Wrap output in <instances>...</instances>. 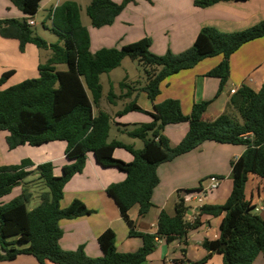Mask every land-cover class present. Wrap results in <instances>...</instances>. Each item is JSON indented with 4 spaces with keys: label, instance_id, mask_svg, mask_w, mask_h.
<instances>
[{
    "label": "trees",
    "instance_id": "trees-1",
    "mask_svg": "<svg viewBox=\"0 0 264 264\" xmlns=\"http://www.w3.org/2000/svg\"><path fill=\"white\" fill-rule=\"evenodd\" d=\"M8 1L25 18L1 20L0 37L17 41L20 53L27 44H32L37 49L48 50L51 55L45 64L38 65L36 78L1 89L14 72L7 71L0 76V132L7 134L5 145L9 151L25 145L39 147L64 142L67 164L62 167L60 176H54L50 162L37 165L32 171L26 170L32 166L28 160L19 165L0 167V199L32 173L37 174L47 189L40 196V204L32 210L26 207L31 196L26 190L11 202L0 203V262L31 256L38 264H143L154 251L157 240L166 243L181 240L189 231H197L202 226L203 216H223L218 238L202 242L209 255L222 256V264H253L259 255L264 256V217L252 213L253 207L244 195L249 175L259 178L264 187V83L257 91L244 84L239 86L229 97L225 110L210 122L201 117L211 100L194 104L188 115L182 113L178 100L166 99L153 104V113H147L152 121L138 125L127 134L142 142L140 150L119 140H108L111 117L99 107L102 98L100 76L118 68L125 58L137 61L143 67L146 82L141 91L153 103L160 93L161 83L168 77L192 69L204 59L221 57V61L205 75L219 81L217 97L229 78L231 55L241 46L264 37V21L234 33L202 28L191 48L177 55L150 53L148 38L120 49L103 48L92 53L89 33L81 23L77 3L63 2L48 15L49 30L61 41L59 45L47 44L27 24V20L33 19L38 12L42 0ZM135 1L91 0L85 13L90 25L100 29L112 25L125 7ZM231 1L248 0H195L193 5L206 9ZM58 65H65L66 70L58 71ZM120 86L129 89L124 83ZM109 103H112L110 98ZM130 112L146 113L131 101L116 115ZM183 123L188 125L185 136L176 146L170 147L162 135L163 130ZM207 141L245 146L244 152L230 162L231 191L224 203L203 205L189 222L185 220L189 208L178 194L174 215L160 211L154 234L137 232L128 212L137 206L139 216L148 213L153 190L159 183L157 167ZM116 149H123L133 160L126 163L114 158ZM88 154L100 168L115 169L126 176L124 181L109 185L106 194L114 201L129 237L139 238L142 242L134 252H117L115 234L110 229L96 240L100 252L96 259L87 257L82 247L70 252L59 247L62 236L59 221L91 214L78 200H73L64 209L60 207L65 185L83 171ZM198 191L182 192L189 195ZM262 208L264 211V201ZM209 255L190 264H203Z\"/></svg>",
    "mask_w": 264,
    "mask_h": 264
},
{
    "label": "crops",
    "instance_id": "crops-1",
    "mask_svg": "<svg viewBox=\"0 0 264 264\" xmlns=\"http://www.w3.org/2000/svg\"><path fill=\"white\" fill-rule=\"evenodd\" d=\"M66 1L80 4L79 0H42L38 12L32 20L34 21L35 17L41 12L48 19V15L53 9ZM81 1L86 8L91 0ZM111 1L120 3L123 0ZM194 1L150 0L147 2L136 0L135 3H130L125 7L112 25L100 29L91 26L94 31L85 27L90 37V51L96 52L103 48L120 49L122 46L134 43L142 38H148L151 41L150 53L157 56L165 55L167 52L177 55L191 48L202 28L211 27L219 32L234 33L264 21V0L220 2L206 9L196 8L193 5ZM23 18H25L23 13L8 0H0V21L22 20ZM37 35L40 36L38 33ZM30 47H34L37 51L34 52L35 50ZM17 51H19L17 41L0 37V52H10L12 57L11 63L6 62V57L0 60V76L7 71L14 72L2 85L1 89H6L38 76L37 68L41 64L38 49L32 44H27L24 52H19L22 56H18ZM27 51H33V54L36 53V61L34 60L28 64L21 60ZM220 61L221 57L207 58L192 69L168 77L161 83L160 93L153 103L141 91L142 87L140 86L138 88L129 87L125 93H120L118 97L113 94L111 97L112 103L108 102L110 105L114 104L115 98L126 100L127 102L123 106L128 102L135 101L136 105L146 113L130 112L131 114L127 113V115L137 113L143 115L142 118L136 116L122 118L124 115H116L120 111L114 113L110 108L104 109L103 112L111 117V125L116 126L117 134L128 136V132H131L138 125L152 121L147 113H153V104H159L166 99L178 100L182 113L188 115L194 104L211 100L210 105L201 117L203 121L210 122L225 110L227 101L231 96L230 90H237L239 86L244 84L252 89L255 87L256 89L253 90L257 91L264 83V37L241 46L231 55L229 59V78L221 93L215 97L219 81L205 75ZM19 72H22V75L9 82ZM138 97L141 103L136 101ZM96 112L97 110L94 111L95 114ZM116 116L120 117L117 121L113 119ZM187 129L188 125L185 123L171 125L165 127L162 135L168 140L170 147H174L185 136ZM6 136V133L0 132V167L15 166L24 160H28L32 166L26 170L32 171L37 165L50 162L54 167V176H60L62 167L67 164L64 155L66 149L64 142H52L39 147L25 145L9 151L5 145ZM125 144H130L137 150L142 148V146L140 148L136 147L134 142ZM244 150L245 146L241 145L217 144L207 141L195 150L159 165L156 170L159 183L153 190L152 206L148 213L145 216H139L137 206L128 212L136 231L154 234L157 230V218L160 211L166 212L169 216L174 215V206L178 200V194L184 199L185 206L189 208L186 220H192L198 213L195 211L197 205L189 207L187 204L188 196L182 191L199 190L203 187V180L211 176L220 180H229L230 162L238 158ZM113 157L126 163L133 160L132 156L123 149H116ZM125 177V174L115 169L100 168L95 164L92 155H87L83 171L73 176L65 185L60 207L64 209L73 200H78L83 203L91 214L59 221V227L62 231L59 240L61 250L70 252L82 247L87 257L96 259L100 257L96 240L107 229L112 230L115 234L117 252L130 253L141 247L142 242L139 238L129 237L128 229L121 219L114 201L106 194L109 185L120 183L124 181ZM249 182L248 197L245 195L244 190L245 199L253 208L256 204L258 205L256 201L260 202V208H262L264 201L263 183L254 175H249L247 184ZM22 184L26 189H31L33 186L41 187L43 190L40 192L41 195L47 192L44 184L38 180L35 173L29 175ZM219 188L220 186L215 192ZM30 194L29 201L33 200V206L28 208V205H26L28 210H32L40 204L41 195L32 198V193L30 192ZM227 194L226 192L219 194L217 192V195L213 198L206 197L203 205H221L229 196ZM188 199L190 202H194L191 197H188ZM260 210L263 211V208ZM222 217H201L202 226L197 231H189L181 240H174L170 243H166L162 239L157 240L154 251L143 264H190L204 259L209 253L202 247V242L218 238V227ZM0 264L38 263L31 256H18L13 261L0 262ZM203 264H222V256L210 254ZM253 264H264V256L259 255Z\"/></svg>",
    "mask_w": 264,
    "mask_h": 264
},
{
    "label": "rangeland",
    "instance_id": "rangeland-1",
    "mask_svg": "<svg viewBox=\"0 0 264 264\" xmlns=\"http://www.w3.org/2000/svg\"><path fill=\"white\" fill-rule=\"evenodd\" d=\"M79 1H80L79 2L80 4L78 6L80 7L81 23H83L82 25L84 27H87V28H89V30L94 31V29L90 25L89 18L87 17V15L85 13V9H86L84 6L85 4L83 5L82 1L81 0H79ZM34 21H35L36 25L31 26V30L35 34L38 33L40 35L39 37H41L44 41H46L48 43L59 44V45L62 44L61 41L58 39V37L49 30L50 22L47 18H45V15L42 12L39 13L37 17H35ZM30 48H33L32 50H35L34 52L37 51L34 47H30ZM17 52H18V56H22V55H20L19 51H17ZM32 52L33 51H29V52L27 51V53L24 54V56L21 58V60L24 63H28V64H29V62H33L34 60L36 61V59H37L36 53L33 54ZM38 52H39L38 53L39 54V60L41 61L40 63L45 64L46 58L50 57V55H51L50 52L48 50H42V49H38ZM96 52H92V53H96ZM4 57H6L5 59H7L6 60L7 63H11L10 60H12V57L10 56V52L9 53L8 52H0V60L4 59ZM56 68L58 71H65L66 70L65 65H58ZM21 75H22V72H19L16 76H13L9 82L19 78ZM145 82H146V80H145V76H144V72H143V67L141 65H139L137 61H132L128 58H125L121 62V65L118 68L112 70L108 74H103L100 76V84L102 87V98H101L100 106H99L100 110L103 111L104 109L106 110L107 108H110L111 110L114 111V113H115V111H122V109L124 107L123 105L127 102L126 100L123 101L124 100L123 98H120V99L115 98L116 103L114 102V104L110 105L108 103L109 98L111 99L113 94L118 97L120 95V93H125V91H127V89L126 88L123 89L120 86V84L124 83L125 85H127L129 87L138 88L139 86L143 87L145 85ZM253 89H256V88L253 87ZM136 101H138V103H141V101L139 100V97L136 99ZM129 114H131V113H129ZM129 114L128 115L124 114V117H122V118H126V116H136L139 118L143 117V115L137 114V113H132V115H129ZM119 118L120 117H118V116L113 117V119H115L116 121L119 120ZM113 139H117V140L123 141L125 143L134 142L136 144V147H139V148L142 146V142L138 139L130 138L126 135L117 134L116 126L114 124L111 125V129L109 131V137H108L109 141L113 140ZM172 141H173V139H172ZM209 178L210 177H207V178H205V180H203V182H204L202 185L203 187H206V185L208 184ZM249 184H250V182L248 184H246L247 186L245 185V187H246L245 188V195L247 197H248V190L250 188ZM219 186H220V188L217 191L218 194L226 192V193H228L227 196L230 195L229 194L230 189H231L230 177H229V180H227V179L221 180ZM23 190L28 191V193L31 192L32 198H33V196L39 195L40 192L43 191L41 189V187H37V186H33L31 189H26L25 186L23 184H21V185L13 187L9 194L3 196L0 199V203L1 204H7V203L11 202L15 198L19 197ZM217 192H215V190L207 191L204 195L203 203H204V200L206 197L207 198L208 197L213 198L214 196L217 195ZM187 196L190 197V195H187ZM188 197H187V200H188L187 204L189 205V207H194L195 205H197L195 202H190ZM256 203H258V205L256 204L255 208H257L258 211H254L255 208H253L252 213L258 214L259 216L263 217V211L260 210V209H262V208H260L261 204H259L260 202H257V201H256ZM27 205H28V208H31L33 206V200L31 199L29 201V204L27 203ZM91 259H95V258H91Z\"/></svg>",
    "mask_w": 264,
    "mask_h": 264
},
{
    "label": "built area",
    "instance_id": "built-area-1",
    "mask_svg": "<svg viewBox=\"0 0 264 264\" xmlns=\"http://www.w3.org/2000/svg\"><path fill=\"white\" fill-rule=\"evenodd\" d=\"M27 24L29 26H34L35 25V23H34V21L32 19L27 20ZM235 91H236V89L230 90V94L231 95L234 94ZM220 181L221 180L219 178L210 177L206 187H201L198 192L189 194L190 197L192 198V200L197 204V207H196L195 211L198 212V209L203 206V198H204L205 193L207 191L216 190L218 188L219 184H220ZM256 211H258V209H256ZM185 220H186V216H185ZM192 220L190 219V220H186V221H192Z\"/></svg>",
    "mask_w": 264,
    "mask_h": 264
}]
</instances>
